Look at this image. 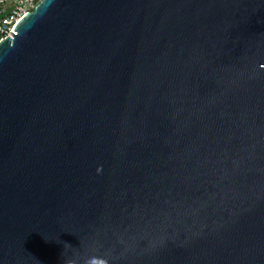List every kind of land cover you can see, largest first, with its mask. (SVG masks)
Here are the masks:
<instances>
[{
    "label": "water",
    "instance_id": "obj_1",
    "mask_svg": "<svg viewBox=\"0 0 264 264\" xmlns=\"http://www.w3.org/2000/svg\"><path fill=\"white\" fill-rule=\"evenodd\" d=\"M0 39V264H264V0H41Z\"/></svg>",
    "mask_w": 264,
    "mask_h": 264
},
{
    "label": "built area",
    "instance_id": "obj_2",
    "mask_svg": "<svg viewBox=\"0 0 264 264\" xmlns=\"http://www.w3.org/2000/svg\"><path fill=\"white\" fill-rule=\"evenodd\" d=\"M8 0H0L4 4ZM41 0H11L12 4L7 8L0 6V39L10 35V31L16 33L13 29L15 23L27 11L33 10Z\"/></svg>",
    "mask_w": 264,
    "mask_h": 264
},
{
    "label": "clouds",
    "instance_id": "obj_3",
    "mask_svg": "<svg viewBox=\"0 0 264 264\" xmlns=\"http://www.w3.org/2000/svg\"><path fill=\"white\" fill-rule=\"evenodd\" d=\"M89 264H107V260L106 259H96L93 258Z\"/></svg>",
    "mask_w": 264,
    "mask_h": 264
},
{
    "label": "rangeland",
    "instance_id": "obj_4",
    "mask_svg": "<svg viewBox=\"0 0 264 264\" xmlns=\"http://www.w3.org/2000/svg\"><path fill=\"white\" fill-rule=\"evenodd\" d=\"M12 4L11 0L5 1L4 4H0L1 7L5 6L6 8Z\"/></svg>",
    "mask_w": 264,
    "mask_h": 264
}]
</instances>
